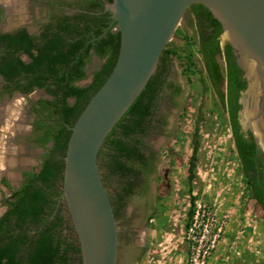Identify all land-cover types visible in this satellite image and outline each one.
<instances>
[{
    "label": "flooded vegetation",
    "instance_id": "obj_1",
    "mask_svg": "<svg viewBox=\"0 0 264 264\" xmlns=\"http://www.w3.org/2000/svg\"><path fill=\"white\" fill-rule=\"evenodd\" d=\"M107 4L106 0H0V218L16 202V193L32 174H38L47 161L53 164L63 160V151L55 148L51 138L61 129L56 124L58 118L52 104L60 96L46 89H53L54 82L51 77L38 81L36 70L29 73L21 66L32 64L40 47L53 39V33L63 23L71 28L76 26L77 32L87 28L89 33L82 36L63 31L61 39L63 49L79 37L83 40L79 51L83 54L81 62L85 76L72 80L71 85L81 88L91 85L107 58H100L94 52L92 45L97 39L94 33L102 27V34L116 31L111 13L105 9ZM22 34L27 41L24 47L30 48L32 56L21 45L7 46L9 38ZM88 43L91 47L84 54ZM223 46L220 40V47ZM15 60L22 65L15 64L17 71L10 75L6 65L9 61L16 63ZM159 65L163 71L151 100H146V96L141 99L143 104H147V115L140 127L130 124L131 115L127 114L123 123L129 121L131 130L120 127L114 130L115 140L123 146L122 151L105 147L104 151L100 148L97 156L100 176L117 221L118 249L123 247L127 255L144 248L140 237L151 220L149 216L154 201L159 191L167 189L168 174L174 160L167 145L176 135L177 119L185 95L180 74L175 71L171 57L163 63L158 61L151 77L162 68ZM65 102L72 105L76 98L67 96ZM63 126L70 134L72 125L64 123ZM241 131L247 137L248 131ZM260 154L258 150L255 157ZM110 156L115 159L114 171L107 167ZM57 181L62 184V179ZM32 183L37 186L39 182ZM60 198L59 195L58 200Z\"/></svg>",
    "mask_w": 264,
    "mask_h": 264
},
{
    "label": "water",
    "instance_id": "obj_2",
    "mask_svg": "<svg viewBox=\"0 0 264 264\" xmlns=\"http://www.w3.org/2000/svg\"><path fill=\"white\" fill-rule=\"evenodd\" d=\"M201 4L220 23L245 88L238 120L264 156V0H112L106 5L119 49L110 73L73 125L63 156V198L81 264H116L118 226L100 176L98 152L153 75L189 6ZM245 116L248 118L245 120Z\"/></svg>",
    "mask_w": 264,
    "mask_h": 264
},
{
    "label": "trees",
    "instance_id": "obj_3",
    "mask_svg": "<svg viewBox=\"0 0 264 264\" xmlns=\"http://www.w3.org/2000/svg\"><path fill=\"white\" fill-rule=\"evenodd\" d=\"M106 1L110 3L112 0ZM188 10L196 30L194 39L201 67H197L196 59L184 47L180 50L185 55L186 68L188 70L193 68L197 71L200 83L203 86L208 83L217 101L223 107L232 144L240 163V171L250 192V199L259 207L261 217L264 219V156L260 154L255 157L258 150L252 136L247 132V137H245L238 122V111L240 110L238 99L240 92L245 88L241 70L235 63L230 45L225 43L222 48L220 47L219 38L222 28L211 12L201 4H193ZM63 24L58 27V31L53 33V39L44 44L42 48L40 47V52L33 58L32 64L23 65L21 68L29 73L36 70L38 81L51 77L54 82L53 89L49 87L46 89L53 95L59 94L60 96V99H56L52 104L53 111L58 118L56 124L61 129L56 131L51 138L54 140L55 148L61 149L64 156L69 133L65 132L63 124L73 125L91 95L96 92L110 73L119 49V32L107 31L102 34L103 27L95 31L94 35L97 39L92 48L100 58L106 56L107 58L101 70L95 74L92 84L81 88L71 85V81L85 76L81 62L83 54L81 55L79 51L83 40L79 37L63 49L61 32H76L77 35L82 36L89 31L86 28L77 32L76 26L74 29L69 24ZM100 34L102 35L98 37ZM26 43L25 35L22 34L9 38L7 46L14 48L21 45L22 49L31 55L30 48L24 47ZM90 47L91 44L88 43L84 54H87ZM176 49L178 48L169 43L162 51L159 62L163 63L170 59ZM218 56L223 58V67L218 61ZM15 62L9 61L6 65L10 75L17 71L15 64L22 65L19 60ZM162 71L163 67L148 80L144 89L115 124L101 146L102 151L105 147L108 149L115 147L120 152L122 151L123 146L115 140L114 130L118 127L127 131L131 130L128 126L129 121L123 123L127 114L131 115L130 124L136 128L140 127L147 115V104H143L141 99L146 96V100H151ZM222 84L224 89L221 88ZM67 96H74L76 102L68 105L65 102ZM49 129L52 130L51 127ZM193 158L192 156L190 170L193 167ZM114 160L113 156H110L107 167L111 171L115 169ZM62 172L63 160L55 161L53 164L47 161L41 171L38 174H32L21 190L16 193V202L12 203L7 213L0 218V264H69L71 251L80 253L76 236H65L61 231V226L65 224H68V229L73 230L69 216L64 217L60 214V210H56L62 187L57 180L62 179ZM34 181L39 182L37 186L33 185ZM51 204H53L52 207ZM53 210H55L54 214H52ZM33 230L34 232L31 233ZM79 261L81 262V257Z\"/></svg>",
    "mask_w": 264,
    "mask_h": 264
},
{
    "label": "rangeland",
    "instance_id": "obj_4",
    "mask_svg": "<svg viewBox=\"0 0 264 264\" xmlns=\"http://www.w3.org/2000/svg\"><path fill=\"white\" fill-rule=\"evenodd\" d=\"M195 31L191 14L187 12L170 41L178 48L170 57L175 71L180 74L185 95L176 135L167 145L174 155L167 189L159 191L154 201L151 220L140 237L142 251L127 255L120 247L116 264H144L147 255H151L154 264H186L190 251L184 228L190 223L189 213L194 201L204 204L217 221L224 219L222 233L206 264L210 261L214 264H264V219L259 207L250 199L225 111L208 83L203 86L197 71L186 68L187 61L180 50L186 47L196 59L197 67H201ZM218 61L223 67L221 56ZM56 210L67 217L63 198L57 201ZM211 224L214 226L216 222L212 220ZM61 231L65 236L75 235L68 224L62 225ZM69 256V264H81L79 253L71 251Z\"/></svg>",
    "mask_w": 264,
    "mask_h": 264
},
{
    "label": "built area",
    "instance_id": "obj_5",
    "mask_svg": "<svg viewBox=\"0 0 264 264\" xmlns=\"http://www.w3.org/2000/svg\"><path fill=\"white\" fill-rule=\"evenodd\" d=\"M212 220L216 222L214 226L211 224ZM223 226L224 219L217 221L204 204L193 202L190 223L184 228V238L187 241V249L190 251L186 264H206L216 246L217 238L222 233ZM154 263L151 255H147L144 264Z\"/></svg>",
    "mask_w": 264,
    "mask_h": 264
},
{
    "label": "crops",
    "instance_id": "obj_6",
    "mask_svg": "<svg viewBox=\"0 0 264 264\" xmlns=\"http://www.w3.org/2000/svg\"><path fill=\"white\" fill-rule=\"evenodd\" d=\"M255 203V202H254ZM242 211H243V213H245V210H240V213H242ZM230 230V229H229ZM230 232H231V230H230ZM229 232V233H230ZM231 234V233H230ZM217 260L218 261H220V258H219V256L217 257ZM213 261H210V264H214V263H212Z\"/></svg>",
    "mask_w": 264,
    "mask_h": 264
},
{
    "label": "bare ground",
    "instance_id": "obj_7",
    "mask_svg": "<svg viewBox=\"0 0 264 264\" xmlns=\"http://www.w3.org/2000/svg\"><path fill=\"white\" fill-rule=\"evenodd\" d=\"M248 118V116H245V120ZM3 166V165H2Z\"/></svg>",
    "mask_w": 264,
    "mask_h": 264
}]
</instances>
